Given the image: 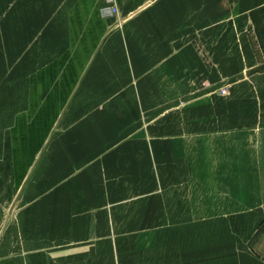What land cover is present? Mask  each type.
Listing matches in <instances>:
<instances>
[{"label": "crops", "instance_id": "0c3cea01", "mask_svg": "<svg viewBox=\"0 0 264 264\" xmlns=\"http://www.w3.org/2000/svg\"><path fill=\"white\" fill-rule=\"evenodd\" d=\"M0 264H264V0H0Z\"/></svg>", "mask_w": 264, "mask_h": 264}, {"label": "built area", "instance_id": "2783aa9c", "mask_svg": "<svg viewBox=\"0 0 264 264\" xmlns=\"http://www.w3.org/2000/svg\"><path fill=\"white\" fill-rule=\"evenodd\" d=\"M109 11V13L111 14V15H116V14H118V8L117 7H112V8H110V9H108Z\"/></svg>", "mask_w": 264, "mask_h": 264}]
</instances>
